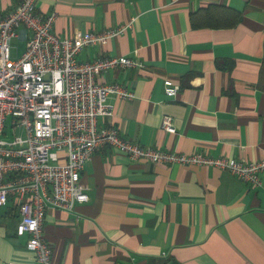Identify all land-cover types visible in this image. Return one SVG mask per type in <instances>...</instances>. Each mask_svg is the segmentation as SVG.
<instances>
[{
	"label": "crops",
	"instance_id": "0c3cea01",
	"mask_svg": "<svg viewBox=\"0 0 264 264\" xmlns=\"http://www.w3.org/2000/svg\"><path fill=\"white\" fill-rule=\"evenodd\" d=\"M19 1L0 0V13ZM36 11L54 15L60 38L125 27L76 56L142 64L97 77L133 93L109 97L113 114L100 128L169 152L264 159V0H37ZM14 39L25 47L24 29ZM165 79L180 85L175 97L164 94ZM163 116L175 135L162 130ZM261 182L254 188L212 167L132 161L103 147L80 173L88 202L44 212L51 264H264V174ZM18 220L14 205L0 209V264L34 260L26 237L15 235Z\"/></svg>",
	"mask_w": 264,
	"mask_h": 264
},
{
	"label": "built area",
	"instance_id": "2783aa9c",
	"mask_svg": "<svg viewBox=\"0 0 264 264\" xmlns=\"http://www.w3.org/2000/svg\"><path fill=\"white\" fill-rule=\"evenodd\" d=\"M36 2L20 0L10 13H0V209L8 204L17 208L15 235L26 237V247L34 254L30 264H51V249L43 237L44 212L48 208L71 212L88 202L80 173L103 147L132 161L212 167L254 188L262 186L264 159L169 152L125 139L114 127L100 128L98 120L113 114L109 97L131 99L133 93L117 84H100L97 77L110 69L142 64L126 57L78 62L76 56L87 46L123 33L125 27L60 38L52 32L54 15L38 14ZM19 29H24V51L11 59L10 43ZM163 90L172 98L180 85L165 79ZM18 128L24 136L15 135ZM161 128L176 133L170 116H163ZM7 129L12 133L9 141L3 139Z\"/></svg>",
	"mask_w": 264,
	"mask_h": 264
},
{
	"label": "rangeland",
	"instance_id": "374dc122",
	"mask_svg": "<svg viewBox=\"0 0 264 264\" xmlns=\"http://www.w3.org/2000/svg\"><path fill=\"white\" fill-rule=\"evenodd\" d=\"M10 51H11V59L19 58L22 55L23 51H24L23 43H20L18 40L12 39V41L10 43ZM15 135L18 136V137L19 136H24V132H23V130L21 128H18L15 131ZM11 138H12L11 130L7 129L6 130V135L3 136V139L6 140V141H9Z\"/></svg>",
	"mask_w": 264,
	"mask_h": 264
},
{
	"label": "trees",
	"instance_id": "16d2710c",
	"mask_svg": "<svg viewBox=\"0 0 264 264\" xmlns=\"http://www.w3.org/2000/svg\"><path fill=\"white\" fill-rule=\"evenodd\" d=\"M228 13H230L231 11L229 10H226ZM232 13V12H231ZM238 22V17L236 16V19L234 18L232 23H230V27L234 26L236 23ZM260 87L261 89L264 91V71L262 72L261 74V77H260Z\"/></svg>",
	"mask_w": 264,
	"mask_h": 264
}]
</instances>
